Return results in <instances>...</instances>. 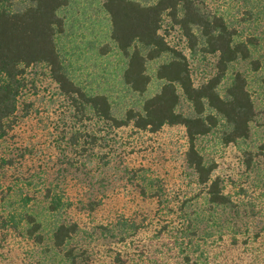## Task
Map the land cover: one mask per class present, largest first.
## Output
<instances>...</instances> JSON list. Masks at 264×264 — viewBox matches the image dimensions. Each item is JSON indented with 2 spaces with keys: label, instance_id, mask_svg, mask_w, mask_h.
I'll use <instances>...</instances> for the list:
<instances>
[{
  "label": "rangeland",
  "instance_id": "374dc122",
  "mask_svg": "<svg viewBox=\"0 0 264 264\" xmlns=\"http://www.w3.org/2000/svg\"><path fill=\"white\" fill-rule=\"evenodd\" d=\"M200 1L226 17L242 37L253 36L254 57L262 63L257 73L247 62L233 65L247 76L256 106L249 138L225 146L212 133L197 141L205 158L216 163L214 175L222 179L224 192L239 206L233 216H218L221 237L215 224L205 254L179 243L190 232L184 231L178 206L185 202L186 212L204 206L195 175L183 160L181 126L152 134L130 126L112 128L91 112L80 118L48 69L35 64L26 71L17 121L0 139V221L32 213L42 223L43 241L22 233L25 222L17 230L0 226V264H65L50 236L56 224L71 221L79 230L70 246L84 249L93 264H187L185 249L190 262L198 264H264V85L259 80L264 0ZM60 13L66 31L58 47L76 80L88 90L106 92L117 109L136 105L139 97L120 78L122 56L115 48L107 53L101 48L112 46L102 0H69ZM161 33L189 59L195 85L213 74L215 55H192L167 17ZM157 88L153 80L145 96Z\"/></svg>",
  "mask_w": 264,
  "mask_h": 264
},
{
  "label": "trees",
  "instance_id": "16d2710c",
  "mask_svg": "<svg viewBox=\"0 0 264 264\" xmlns=\"http://www.w3.org/2000/svg\"><path fill=\"white\" fill-rule=\"evenodd\" d=\"M68 4L69 0H0V139L17 121L26 71L35 64L48 69L80 118L91 112L112 128L130 126L152 134L164 126H181L186 138L183 160L195 175L204 206L200 212L184 211L185 202L178 206L184 231L190 232L179 243L187 249L195 246L199 254H205L206 238L212 236L215 224L221 237L223 223L218 226V216L226 212L233 216L239 206L224 192L222 179L214 175L216 163L205 158L197 141L212 133H217L218 141L225 146L249 138L256 106L247 76L233 65L247 62L254 72L261 71V59L254 57V37H242L226 17L206 10L200 0H102L112 44L105 43L102 51L115 48L122 56L121 81L140 98L136 105L120 110L106 92L82 86L65 63L58 37L66 31L60 11ZM165 17L171 26L179 28L192 55H215L213 74L199 85L193 82L187 56L161 33ZM153 80L158 88L145 96ZM259 80L264 85V72ZM250 154L248 164L250 159L252 163ZM22 222V233L41 243L42 223L32 213L11 215L1 220L0 226L17 230ZM78 230L74 221L56 224L50 236L52 248L61 253L65 264H93L86 259L84 249L77 251L70 246ZM234 240L230 239V246ZM185 252L183 259L188 264L190 255Z\"/></svg>",
  "mask_w": 264,
  "mask_h": 264
}]
</instances>
